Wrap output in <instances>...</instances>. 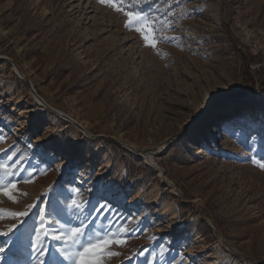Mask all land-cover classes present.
Here are the masks:
<instances>
[{"label":"rangeland","instance_id":"374dc122","mask_svg":"<svg viewBox=\"0 0 264 264\" xmlns=\"http://www.w3.org/2000/svg\"><path fill=\"white\" fill-rule=\"evenodd\" d=\"M112 3L122 10L98 0H0V57L18 67L0 59V185L16 183L13 200L0 194V230L44 194L0 238L11 246L0 264H29L49 199L61 206L46 210L50 234L122 233L125 243L109 249L119 255L104 264H264V0ZM125 11L147 17L155 48L135 31L143 21L125 27ZM232 116L244 124L220 139ZM141 150L153 153L148 161ZM74 190L83 211L65 213ZM44 245L49 264H61L56 249L68 245L50 237Z\"/></svg>","mask_w":264,"mask_h":264},{"label":"snow or ice","instance_id":"6c2138e0","mask_svg":"<svg viewBox=\"0 0 264 264\" xmlns=\"http://www.w3.org/2000/svg\"><path fill=\"white\" fill-rule=\"evenodd\" d=\"M101 4H109L111 7L115 8L117 11H121L120 7H117L116 4L112 3V0H98ZM124 15L127 17L125 21L126 28H133L134 25L144 22L145 27H135V31L141 34L142 39L145 41V46H150L155 48L156 40L160 39L159 37L151 36L150 33L154 32L155 29L150 22H148L146 16H141L139 12L133 13L132 11H125ZM147 33V34H146ZM2 139V137H0ZM253 163H257L253 161ZM261 169H264V163H259L258 165ZM3 166L0 165V168ZM16 190V183H11L8 188H5L3 185H0V194L6 196L9 200H13L12 193ZM70 194L66 200V203L63 207L65 213L77 214L83 211L81 202H78L74 198V194ZM44 201V194L41 195L40 201L35 205H28L24 211L9 213L8 215L17 220V223L10 224L7 227V230H0V238L10 237L19 227L20 224L24 223V219L29 216L31 209L33 207H39L40 202ZM86 207L87 202H83ZM51 205V214L57 215L61 210V206L55 204L51 199L48 200V203L44 207L40 208V225L34 230L35 238L30 242V261L29 264H49V261L46 259V256L49 253V249L44 245V240L49 237L53 240H63L68 246L63 249H56L61 257H63V262L67 264H104L105 257L118 256L119 253L109 251L111 246L115 244L116 246H122L125 243L124 239H117L116 236L121 235L122 233L113 231L114 226H110L107 231L102 235L93 236L88 234V238L85 239V229L80 226H65L61 227L56 233H49L44 231L48 225L46 224V215L47 209ZM100 209L106 207V204H100ZM94 211H99L94 206ZM91 215V213H89ZM4 213L0 211V219L4 218ZM43 233V234H42ZM111 234V238H110ZM6 251H11V246L8 245L7 239H4L3 244H0V260H4L5 256L3 255Z\"/></svg>","mask_w":264,"mask_h":264},{"label":"water","instance_id":"95a60500","mask_svg":"<svg viewBox=\"0 0 264 264\" xmlns=\"http://www.w3.org/2000/svg\"><path fill=\"white\" fill-rule=\"evenodd\" d=\"M0 59H1V60H4L5 62H8V63L12 66V68L17 69V66H16V65H15V64H14L9 58H6V57H0ZM17 72H18V71H17ZM16 74H17L18 77L22 78V79L25 81V84L27 85L30 94H31L34 98L40 100L41 104H43L44 107H47V108H49L50 110L54 111L53 109H51L50 107H48V106L42 101V99H40V97L38 96V94H37V93L35 92V90L32 88L31 83H30V81H28V79H26V78H25L23 75H21L19 72L16 73ZM54 112L58 114L57 111H54ZM62 117L65 118V120H67V121H71V123H72L77 129H79L81 132H83V133H85L86 135H88V133L86 132V130H85L82 126H80L79 124H77L76 122H74L73 120H71L70 118H68V117L65 116V115H62ZM96 138H106V137L99 136V137H96ZM107 139H109V140H111V141H113V142L119 144L120 146H122V147H124V148H128V149L131 148V147H128V146H126V145H124V144H121L119 141L115 140L114 138L109 137V138H107ZM168 144H169L168 142H165L164 146H167ZM136 152H137V151H136ZM138 153H145V154H148V155H151V156H152V154H153L151 151H145V150H141V151H139Z\"/></svg>","mask_w":264,"mask_h":264},{"label":"bare ground","instance_id":"6f19581e","mask_svg":"<svg viewBox=\"0 0 264 264\" xmlns=\"http://www.w3.org/2000/svg\"><path fill=\"white\" fill-rule=\"evenodd\" d=\"M18 68V67H17ZM19 72V71H18ZM21 72V71H20ZM242 123V118L241 117H237V118H235L234 119V116H232V117H230L229 119H226L225 121H223V123L220 125V127L217 129V131H218V134H219V138L220 139H224V138H226L227 136H229L232 132H233V130L235 129L234 128V125L235 124H238V123ZM242 124H244V123H242ZM241 124V125H242ZM239 128V130L238 131H236V134H239V133H241L242 131L240 130L241 129V126L240 127H238ZM236 130V129H235ZM141 158H143L144 160H146V161H148L150 158H151V156H149L148 154H144V153H139L138 154ZM23 162V161H22ZM72 221L74 222V223H76L77 221H78V219L77 218H73L72 219ZM73 223V224H74Z\"/></svg>","mask_w":264,"mask_h":264},{"label":"trees","instance_id":"16d2710c","mask_svg":"<svg viewBox=\"0 0 264 264\" xmlns=\"http://www.w3.org/2000/svg\"><path fill=\"white\" fill-rule=\"evenodd\" d=\"M245 61V63H246V65L244 66V73H245V77H249V79H250V81L252 82V76L250 75V70H249V68H248V66H247V61L246 60H244Z\"/></svg>","mask_w":264,"mask_h":264}]
</instances>
